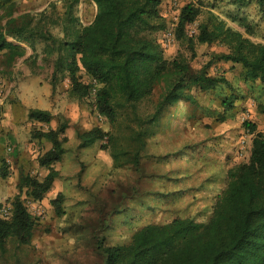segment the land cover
I'll return each instance as SVG.
<instances>
[{
    "label": "trees",
    "instance_id": "trees-1",
    "mask_svg": "<svg viewBox=\"0 0 264 264\" xmlns=\"http://www.w3.org/2000/svg\"><path fill=\"white\" fill-rule=\"evenodd\" d=\"M11 1L0 0V8L7 10L2 18L6 23L0 22V54L6 63L24 57L27 44L33 50L32 57L37 53V42H46V54L57 52L53 82L59 73H66L74 93L85 97L94 91L96 109L112 123L124 102L151 98L156 104L149 127L131 135L137 149L127 163L132 171L129 180L112 189L113 194L114 190L122 191L117 200L123 207L111 211L115 221L125 207L138 203L132 208L138 209L133 213L134 225L121 224L125 234L120 238L112 235L113 240L106 235L89 237L103 264H264V132L256 123L244 122L252 146L249 160L239 164L208 157L194 142L169 152H152L150 148L152 139L147 137L155 135L153 127L168 110L174 108L175 118L185 115L183 104L196 101L194 91L229 82L223 75L213 77L206 71L193 74L189 63L164 56L159 33L167 32V21L160 10L161 0H92L97 12L88 24L76 15L80 0H67L66 11L58 20L62 35L26 21L24 15L15 16L16 2ZM229 1L242 5L246 0ZM257 3L263 6L264 0ZM200 14L195 3L183 5L176 38L192 50L196 43L225 46L228 51L219 59L240 65L244 81L260 87L264 94V42L254 41L212 12L199 23L198 33L188 36L187 26ZM81 72L89 83L84 82ZM233 102L234 96H225V110H231ZM258 110L264 113V104ZM30 117L50 123L52 113L37 108L31 110ZM66 129L67 125H59L37 132L51 143L38 158L48 172L43 178L31 174L22 177L20 194L11 201L9 213L0 215L1 251L12 237L31 243L38 221L22 193L42 200L52 189L60 176L57 164L66 152ZM78 137L80 148H89L102 143L108 132L94 127L79 130ZM146 164L154 165V171ZM123 165L116 163L117 168ZM3 175H7L6 170ZM51 202L58 215L65 214L63 192ZM158 209L172 211L173 218L163 223H140L146 213Z\"/></svg>",
    "mask_w": 264,
    "mask_h": 264
},
{
    "label": "rangeland",
    "instance_id": "rangeland-1",
    "mask_svg": "<svg viewBox=\"0 0 264 264\" xmlns=\"http://www.w3.org/2000/svg\"><path fill=\"white\" fill-rule=\"evenodd\" d=\"M257 1L246 0L239 5L229 0H161L160 10L167 21V32L159 33L164 56L189 63L193 74L206 71L213 77L223 75L229 82L211 90L194 91L196 101L183 104L185 115L180 113L175 118L174 108L168 110L153 127L155 135L147 137L148 141L152 139L149 144L152 152H169L194 142L198 151L217 161L239 164L249 160L250 139L242 143L248 133L244 122L256 123L258 130L264 132V113L258 110L264 104L262 89L244 81L240 65L233 66L219 59L220 54L228 51L225 46L196 43L192 50L176 38L175 28L181 7L192 2L200 7L201 14L187 26L188 36L196 35L199 23L212 12L254 41L264 42V5ZM13 2H16L15 16L24 15L26 21L40 23L56 35H62L58 20L66 11L67 0H12L10 3ZM6 12L0 8L2 23L7 21L2 20ZM96 12L97 6L92 0H80L76 15L83 24H88ZM46 45L38 41L37 53L31 57L33 50L27 44V54L12 64L6 63L0 54V215L9 213L11 201L20 194L19 184L24 175L43 178L48 172L38 158L51 148V143L37 136V132L67 125L68 137L66 152L57 164L60 176L45 198L34 200L25 191L22 193L38 221L31 243L10 238L5 250H0V264H103L89 237L106 235L113 240L112 235L120 238L125 234L121 224L134 225L133 213L138 209L132 208L138 203L125 207L115 221L111 211L123 207L117 200L122 191L114 190L113 194L112 189L117 183L129 180L132 171L127 163L137 149L131 135L149 127L156 104L151 98L132 104L124 102L117 120L112 123L99 114L92 94L81 97L72 91L66 73H59L58 80L53 82L57 52L46 54ZM81 73L84 82L89 83L90 79ZM225 96H234L231 110H225ZM37 108L52 113L50 123L30 117L31 110ZM94 127L103 128L108 137L100 144L80 148L78 131ZM118 161L123 162L122 168L116 167ZM146 165L154 171V165ZM59 192L65 194L63 215L56 213L51 202ZM172 215V211L153 210L140 223L168 222Z\"/></svg>",
    "mask_w": 264,
    "mask_h": 264
},
{
    "label": "built area",
    "instance_id": "built-area-1",
    "mask_svg": "<svg viewBox=\"0 0 264 264\" xmlns=\"http://www.w3.org/2000/svg\"><path fill=\"white\" fill-rule=\"evenodd\" d=\"M92 83L95 84V81L92 80ZM92 95H94V91H92ZM250 138H251V134L248 132L247 133V139H246V137H244L243 140H242V143H246ZM5 214H7V211H5Z\"/></svg>",
    "mask_w": 264,
    "mask_h": 264
},
{
    "label": "crops",
    "instance_id": "crops-1",
    "mask_svg": "<svg viewBox=\"0 0 264 264\" xmlns=\"http://www.w3.org/2000/svg\"><path fill=\"white\" fill-rule=\"evenodd\" d=\"M232 64V63H231ZM233 65V64H232ZM251 146H252V141H250V144H249V152H248V155L250 157V154H251Z\"/></svg>",
    "mask_w": 264,
    "mask_h": 264
}]
</instances>
